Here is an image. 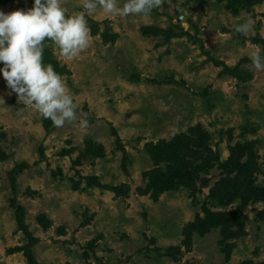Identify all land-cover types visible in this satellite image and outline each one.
Wrapping results in <instances>:
<instances>
[{
  "label": "rangeland",
  "instance_id": "1",
  "mask_svg": "<svg viewBox=\"0 0 264 264\" xmlns=\"http://www.w3.org/2000/svg\"><path fill=\"white\" fill-rule=\"evenodd\" d=\"M32 5L0 0L5 13ZM87 20L76 59L51 41L44 51L76 122L55 127L0 74V264H264V71L249 58L264 49V0H164L148 16L98 8ZM173 136L198 179L157 192L145 174L174 166L148 148Z\"/></svg>",
  "mask_w": 264,
  "mask_h": 264
},
{
  "label": "clouds",
  "instance_id": "2",
  "mask_svg": "<svg viewBox=\"0 0 264 264\" xmlns=\"http://www.w3.org/2000/svg\"><path fill=\"white\" fill-rule=\"evenodd\" d=\"M164 0H83L85 11L68 15L62 0H33L27 11L0 10V74L17 100L50 119L57 128L77 121L78 105L66 82L51 64L44 63L45 42L51 41L66 61H73L91 43L87 15L101 8L106 15H151ZM255 21L249 17L234 27L247 35ZM252 66L264 71V49L249 53ZM88 121H81L87 127Z\"/></svg>",
  "mask_w": 264,
  "mask_h": 264
},
{
  "label": "trees",
  "instance_id": "3",
  "mask_svg": "<svg viewBox=\"0 0 264 264\" xmlns=\"http://www.w3.org/2000/svg\"><path fill=\"white\" fill-rule=\"evenodd\" d=\"M31 1L33 2V0ZM148 150L156 164H158V160H162L174 166L171 171L166 169L167 171L164 173L160 172L157 168H154L145 174V176H148L152 190L162 192L166 190H175L181 186L189 188L193 187V182L198 179V177L187 173L188 154L186 149H184L182 144L177 140L176 136H173V139L170 142L162 140L157 144H151ZM176 163L179 167L183 168L182 173H179V170H175ZM202 166L203 165H200L197 168L202 171ZM206 181L207 179H205V183ZM222 195L224 196L225 194L223 193Z\"/></svg>",
  "mask_w": 264,
  "mask_h": 264
}]
</instances>
